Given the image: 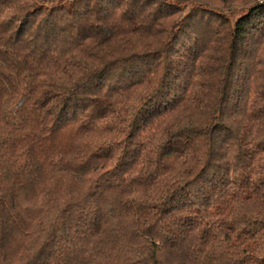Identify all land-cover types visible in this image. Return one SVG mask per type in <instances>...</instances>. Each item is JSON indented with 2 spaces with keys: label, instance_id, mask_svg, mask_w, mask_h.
Here are the masks:
<instances>
[{
  "label": "trees",
  "instance_id": "16d2710c",
  "mask_svg": "<svg viewBox=\"0 0 264 264\" xmlns=\"http://www.w3.org/2000/svg\"><path fill=\"white\" fill-rule=\"evenodd\" d=\"M0 264H264V0H0Z\"/></svg>",
  "mask_w": 264,
  "mask_h": 264
}]
</instances>
